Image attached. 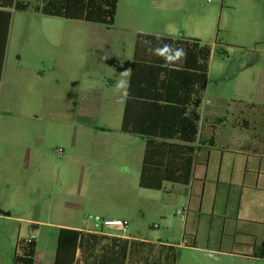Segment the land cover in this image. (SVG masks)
<instances>
[{
	"label": "crops",
	"instance_id": "1",
	"mask_svg": "<svg viewBox=\"0 0 264 264\" xmlns=\"http://www.w3.org/2000/svg\"><path fill=\"white\" fill-rule=\"evenodd\" d=\"M224 4L225 0L213 6H207L202 0H119L115 21L116 34L114 32L107 36L104 30L92 31L93 39L90 41L87 39V31L74 30L67 35V44L86 48L105 45L108 48L107 44L115 41L116 65L119 67L123 61L121 48L131 43L132 57L128 61L131 70L139 34L177 38L176 34L182 32L185 37L202 40L211 31L218 14L222 19ZM226 8L233 11L225 15L224 26L227 29L238 28L240 26L237 23L247 22L251 25L247 31H253L254 36L260 40L263 38L264 31L259 28L264 29V0H229ZM83 36L86 37L84 41L76 39ZM8 59L9 38L0 81V198L4 199L1 205L8 208L7 211L0 212V218L4 219L2 226L6 228L7 221L21 223V230L25 227L26 234L20 231L17 240L33 236L37 248V231L58 229V236L61 228L80 230L77 264H116V245L121 241L131 240L137 243H134L136 246L169 245L170 243L128 235L122 231L86 226L84 221L72 216L68 209L84 207L82 201H74L73 195L67 191L66 178L72 164H80L82 183L84 180L93 182V200L103 201L116 188L100 182L125 180L131 171V165L135 166L139 162L140 180L145 139L135 135L137 140L131 142L128 139L135 137L132 134L109 125H94L93 128L100 135L99 140H88L81 145L73 159L57 162L51 157L49 147L43 139L49 133V127L36 122L56 113L72 116L73 107L72 110L70 105L57 108L51 97L33 96L28 99L22 96L24 88L33 87L29 81L30 68L18 64L10 69ZM129 77L130 71L126 79V92ZM68 80V84L72 85L70 79ZM93 86L94 83L90 84L88 81L79 85L80 97L76 112L82 120L96 115V112L99 115L103 111L109 114L119 106L124 111L128 92L127 95L124 94L125 90L104 93L105 88H101L95 99L94 93L89 95L90 100L87 97L83 99V95L89 92L88 88ZM47 89L50 93L55 92V88ZM262 90L263 92L247 103L238 100L239 104L236 106L242 105V108L235 113H230V102L222 99L225 105L221 103V106L226 108V113L217 111L216 107L212 109L210 116H203L200 112L204 105L201 95L200 104L192 106V109L200 112L201 120L198 139L192 144L195 152L189 183L165 181L163 184L165 188L166 183H172V189L168 190H173L174 184L190 187L191 195L200 197L198 208L201 213L205 199H209L211 226L220 237L219 247L211 250L215 254L224 255L228 264H264V257L258 251V246L264 242V87ZM243 108L253 111V114L245 113ZM256 112L258 117L255 116ZM13 118L16 119L15 123L12 122ZM254 118L260 123L257 127L259 130L254 127L253 134L249 135L246 131L251 128ZM83 124L85 129L92 126L87 122ZM85 136H90V133H85ZM69 147H76V139L71 140ZM139 158L141 160L137 162ZM58 165H64L65 178L59 193L55 187L51 188V184L56 183ZM0 210H3L2 207ZM222 242H225L227 249H221ZM109 246L111 247L108 249Z\"/></svg>",
	"mask_w": 264,
	"mask_h": 264
},
{
	"label": "rangeland",
	"instance_id": "2",
	"mask_svg": "<svg viewBox=\"0 0 264 264\" xmlns=\"http://www.w3.org/2000/svg\"><path fill=\"white\" fill-rule=\"evenodd\" d=\"M202 1L207 6L218 5L221 2V0ZM227 1L229 0H225L222 19L218 14L211 31L202 37V40L211 44L213 48L209 61L208 79L202 92L204 105L200 112L203 116H210L212 109L216 107L217 111L226 113V108L223 107L226 100L231 104L230 113H235L242 108V105L236 106L239 104L238 100L247 103L263 92L264 36L260 40L254 36L253 31L249 29L247 31V28L251 26L247 22L237 23V26H240L239 29L236 27L227 29L224 26L225 15L233 13L226 8ZM33 2L43 3L42 0H33ZM87 22L46 15L33 8L27 11L15 10L13 13L9 34L8 67L12 69L20 64L30 68L29 81L33 85V87L24 88L22 96L28 99L33 96L51 97L57 108L70 105L72 110L73 107L72 116L56 113L36 122L49 127V133L43 139L49 147L51 157H54L57 162L73 159L76 152L80 151L81 145L88 140L97 142L100 135L93 128L94 125H109L114 129H120L122 124V106L116 107L109 114L103 111L99 115L96 112V115L88 116L83 120L76 112L81 82L94 83L93 87L88 88L89 92L83 95V99L89 98V95L93 93L95 99L101 88L106 89L104 93L115 91L117 82L127 79L123 73L125 71L129 73L128 61L132 57L133 44L131 43L122 46L123 61L119 67L116 65L115 41L107 44L108 48L105 45L88 48L69 46L67 35H70V31H87L89 33L87 39L90 41L93 39L92 31L104 30L107 36L114 32L116 34V24ZM259 29L264 31L262 28ZM176 36L185 37L182 32H178ZM79 38L76 39L80 41L86 39L84 36ZM68 79L72 85L68 84ZM111 86H113L112 89H109ZM49 87L55 88V92H48ZM243 109L245 113L253 114V111ZM255 116L258 117L257 112ZM255 119H252L251 128L246 131L249 135L253 134L254 127L259 130L257 127L260 123H257ZM12 120L13 123L16 122L15 118ZM84 122L92 126L85 129ZM117 132L120 133V131ZM85 133H90V136H85ZM136 138L138 137L128 140L133 142L137 140ZM75 139L76 147H69L71 140ZM139 160L141 158L137 162ZM140 164L141 162L135 166L131 165V171L125 180L100 182L108 186L113 185L116 191L103 201L95 202L94 190L91 188L93 182L84 180L82 183L79 174L80 164L73 163L70 174L66 178L67 191L73 195L74 201H82L84 207L70 208L69 212L76 219L84 221L86 226L97 228L101 220H97L96 216L101 219L121 218L128 225L126 231L122 233L170 243L169 245L136 246L137 243L131 240L121 241V244L116 245V251H118L116 264H228L224 255L215 254L211 250L219 247L220 237L211 226L209 199H205L201 213L198 208L200 197L191 195V189L187 185L174 184L173 190H168L172 189L170 182L166 183L163 189L140 187L138 183ZM63 171L64 165H58L56 183L51 184V188L55 187L58 193L65 180ZM2 201L4 199L0 198V205ZM0 207L3 209L0 212L8 210L2 205ZM186 208L188 211L184 215L182 210ZM18 214L31 215V213ZM2 222L4 219L0 218V264H14L13 255L18 241L17 235L20 231L25 235L26 229L23 227L21 230V223H11V221H7L8 226L6 225L5 228ZM57 232L58 229L48 228L35 232L38 234L39 241L35 264H54ZM221 249H227L225 242L221 243ZM20 252L18 248V253ZM134 252L136 255H133Z\"/></svg>",
	"mask_w": 264,
	"mask_h": 264
},
{
	"label": "trees",
	"instance_id": "3",
	"mask_svg": "<svg viewBox=\"0 0 264 264\" xmlns=\"http://www.w3.org/2000/svg\"><path fill=\"white\" fill-rule=\"evenodd\" d=\"M42 1L0 0V81L15 10L33 8L46 15L113 25L119 0ZM165 45L172 51L164 52ZM176 49H183L185 56L166 62V56ZM212 50L199 38L138 35L120 130L145 139L141 187L162 189L165 181L189 183L195 152L192 144L198 139L201 120L192 106L200 104ZM80 236L77 229L59 230L54 264H77ZM14 248V264H35L34 238L20 239ZM258 251L264 257V242Z\"/></svg>",
	"mask_w": 264,
	"mask_h": 264
},
{
	"label": "built area",
	"instance_id": "4",
	"mask_svg": "<svg viewBox=\"0 0 264 264\" xmlns=\"http://www.w3.org/2000/svg\"><path fill=\"white\" fill-rule=\"evenodd\" d=\"M188 209H183L182 213L184 215L187 214ZM97 220H101V223L97 225L101 230H111L114 232H124L127 229V223L125 220L121 218H106V219H101L99 216H96ZM30 238H33L31 236Z\"/></svg>",
	"mask_w": 264,
	"mask_h": 264
},
{
	"label": "clouds",
	"instance_id": "5",
	"mask_svg": "<svg viewBox=\"0 0 264 264\" xmlns=\"http://www.w3.org/2000/svg\"><path fill=\"white\" fill-rule=\"evenodd\" d=\"M146 43H150V42H146ZM151 50V49H150ZM157 52H160L159 49L156 50ZM164 52H171L172 49H171V46L169 45H165L164 47ZM163 54V53H161ZM185 56V52L183 49H176L174 54H169L166 56V62H174V61H177L179 59H182L183 57ZM124 76H127L128 75V72L125 71L123 73ZM116 90L119 91V90H125V95H127V92H126V88H127V81L126 80H120L117 82L116 84Z\"/></svg>",
	"mask_w": 264,
	"mask_h": 264
}]
</instances>
